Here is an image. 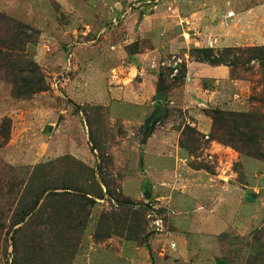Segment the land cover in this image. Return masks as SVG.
Segmentation results:
<instances>
[{"label":"rangeland","instance_id":"1","mask_svg":"<svg viewBox=\"0 0 264 264\" xmlns=\"http://www.w3.org/2000/svg\"><path fill=\"white\" fill-rule=\"evenodd\" d=\"M0 42V264H264V67L192 54L264 47V0H0ZM37 174L70 189L58 243L43 199L12 226Z\"/></svg>","mask_w":264,"mask_h":264},{"label":"trees","instance_id":"2","mask_svg":"<svg viewBox=\"0 0 264 264\" xmlns=\"http://www.w3.org/2000/svg\"><path fill=\"white\" fill-rule=\"evenodd\" d=\"M12 35H13V41L14 40L19 41V38L30 39L28 33H26V28H24L23 25L18 24V23H16V28H15V31L13 30ZM9 47H10V44L4 45L3 43H2V49L0 47V57H2L3 59L5 58V60L7 59L6 61H9L8 59L9 56L4 54L3 50L9 49ZM243 52L245 56H248L252 60L254 59L258 60L259 64L262 67H264V47L253 48V49H249L245 51H242L239 48H224L221 51H217V52H215L212 49L202 48V49H196L195 51L192 52V54L195 53L199 61L203 63L204 62L208 63L211 66H220V65H224V63L227 62L232 67L233 65L227 59L230 58L236 61L237 58L235 57L238 56L236 53H243ZM23 62L25 63L24 64L25 67H27L28 69L32 68V63H29L27 61H23ZM6 68H7V65H5V70ZM22 73L23 71L21 72V70H18V74H19L18 78H21L22 80H24L25 78H22ZM164 83L165 82L162 76L160 75L158 78L156 94L153 98V101H155V104L153 103L154 104L153 112H152V115L149 121L147 122L149 124H154L156 122H159L161 119L166 117V113H167V110L165 107L166 96L164 93L166 88L163 87ZM13 85H15V83ZM37 89H39V82L38 80H36L35 76L34 77L31 76L29 77L28 84L24 81H21L19 84H17L14 87L13 93L16 95V96L14 95V97L15 98H29L37 93L36 91ZM211 117L213 118L214 124L216 125H221V123L223 124L224 119H225L224 113L221 112L220 110H214L211 113ZM8 123L9 121L5 120L2 122V125H1V127H4V129H2V131L0 132L1 138L3 140H7L8 135H9L10 125ZM234 127H237V126L234 124ZM147 135L148 134L145 133L146 137ZM93 175L94 174L91 173L90 175L91 179H89V181L94 180ZM29 180L30 181L28 183L29 185L28 191H26V194H28V197L25 199V202L22 203V210L19 213L21 218L15 219V221L12 222V226L21 224L25 218H27L30 214H32L33 211H35L39 202L43 199L45 203L43 205L41 204L40 208L36 211V213H41V209H43L41 215H45L48 218L47 219V229L49 230L48 232L49 234L48 235L43 234L45 238L41 243L45 242L47 238L49 240L51 239H54L55 241L57 240V243H58L61 240V238L62 239L65 238V233L60 230V227H61L60 225L63 222V219L60 215L59 207L62 209V211L65 210V207L63 204L60 203V200L62 199V197H65L62 194H66V193H59L57 190L59 189L70 190V189L56 188L54 185L48 182L46 177L45 179H41L38 174L36 177L31 176ZM0 181L2 182V180ZM79 196L81 197L80 206H83L82 211L85 210L87 206H89V202L94 203V201L91 200L89 194L79 195ZM66 220L67 218L65 219V222H67ZM70 221H71L70 224H73V220L70 219ZM83 223H80V226H82ZM32 233L34 234V232ZM40 235L41 233H38L36 237L34 236V238H38L40 237ZM61 243L65 244V241L62 240ZM38 245L39 244H37V246ZM38 248H40V245L38 246ZM37 250L40 253L41 248ZM38 252L27 254L25 255L24 259L27 260L33 254L38 253ZM54 255H57V252L54 253ZM218 263L225 264L224 261H221V260L218 261ZM21 264H24V262H22Z\"/></svg>","mask_w":264,"mask_h":264},{"label":"crops","instance_id":"3","mask_svg":"<svg viewBox=\"0 0 264 264\" xmlns=\"http://www.w3.org/2000/svg\"><path fill=\"white\" fill-rule=\"evenodd\" d=\"M139 53H142V51H140L139 50ZM135 54V53H134ZM150 54H154L153 52H150ZM148 54H143V55H139L138 54V57H136L137 59H136V61L133 63V65H135L134 67H136L137 69L139 68L140 70H142V68L143 69H145V68H148V66H149V60L148 59H145V57L147 56ZM133 57H135V55L133 56ZM132 57V58H133ZM141 58V59H140ZM148 60V61H147ZM139 61H141V65H140V63H139ZM142 62H143V64H142ZM145 66V67H144ZM213 69V68H212ZM215 72H216V70H217V68H215V69H213ZM142 72H144L143 70L141 71V73ZM207 76V75H206ZM145 77V76H144ZM151 77H154V76H151ZM144 79V78H143ZM140 80V79H139ZM139 83H141L140 81H139Z\"/></svg>","mask_w":264,"mask_h":264},{"label":"water","instance_id":"4","mask_svg":"<svg viewBox=\"0 0 264 264\" xmlns=\"http://www.w3.org/2000/svg\"><path fill=\"white\" fill-rule=\"evenodd\" d=\"M142 16H143V13L141 12V13H140V19H142Z\"/></svg>","mask_w":264,"mask_h":264}]
</instances>
